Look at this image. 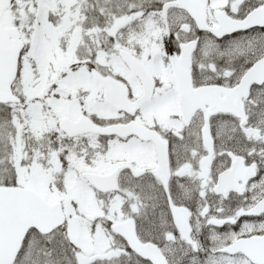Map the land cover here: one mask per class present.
Here are the masks:
<instances>
[{"label": "flooded vegetation", "instance_id": "flooded-vegetation-1", "mask_svg": "<svg viewBox=\"0 0 264 264\" xmlns=\"http://www.w3.org/2000/svg\"><path fill=\"white\" fill-rule=\"evenodd\" d=\"M89 1L98 29L89 79L77 85V112L46 131L44 181L64 191L54 201L66 221L46 235L30 229L21 256L43 254L50 264H264V83L237 88L264 60V0ZM257 11V23L240 24ZM123 51L142 63L146 80ZM145 84L152 97L134 113L104 99L105 87H119L136 103ZM65 117L80 119L82 133L70 135ZM131 123L144 134L91 132ZM89 173L110 175L108 189ZM121 223L124 233L114 231Z\"/></svg>", "mask_w": 264, "mask_h": 264}, {"label": "rangeland", "instance_id": "rangeland-1", "mask_svg": "<svg viewBox=\"0 0 264 264\" xmlns=\"http://www.w3.org/2000/svg\"><path fill=\"white\" fill-rule=\"evenodd\" d=\"M92 14L85 0H23L1 21L3 26L18 22L27 48L21 54L15 85L22 103L0 106V178L14 173L16 182L25 187L31 179V188L49 200L61 199L64 191H51L44 181L46 131L78 110L77 85L83 77L89 79L86 65L97 51L93 45L98 29ZM68 194L76 199L78 192ZM48 257L26 250L18 264L30 260L50 264Z\"/></svg>", "mask_w": 264, "mask_h": 264}, {"label": "water", "instance_id": "water-1", "mask_svg": "<svg viewBox=\"0 0 264 264\" xmlns=\"http://www.w3.org/2000/svg\"><path fill=\"white\" fill-rule=\"evenodd\" d=\"M12 0H0V18L5 9H7ZM25 46L21 39V33L17 27H6L0 31V102L7 103L17 101L11 91V85L18 74L19 57ZM245 92V91H244ZM119 102L125 100L126 92L117 91ZM108 93H105L107 100ZM122 106V102L120 103ZM119 106V107H120ZM140 103L135 105V109ZM123 107V106H122ZM66 121V119H65ZM78 125V123H76ZM65 127V126H64ZM65 129H67L65 127ZM127 127L113 126L101 129V133H125ZM68 130V129H67ZM77 131V130H75ZM79 132H74L76 135ZM129 133V132H127ZM94 184L106 183L107 176L92 175ZM31 201V213L29 203ZM50 206L46 201L39 197L34 191L23 188H10L0 186V264H12L21 247L24 234L27 233L30 226L39 227L40 223L45 224L52 219L48 217ZM54 221L40 228L46 231V227ZM118 230V228H116ZM124 235V234H123Z\"/></svg>", "mask_w": 264, "mask_h": 264}]
</instances>
